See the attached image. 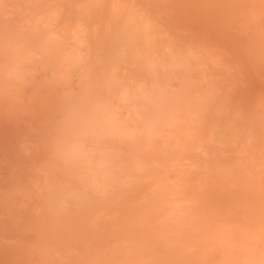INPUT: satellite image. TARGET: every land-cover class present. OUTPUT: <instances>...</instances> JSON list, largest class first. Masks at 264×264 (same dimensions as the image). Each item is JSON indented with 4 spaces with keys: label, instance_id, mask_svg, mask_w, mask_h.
<instances>
[{
    "label": "bare ground",
    "instance_id": "1",
    "mask_svg": "<svg viewBox=\"0 0 264 264\" xmlns=\"http://www.w3.org/2000/svg\"><path fill=\"white\" fill-rule=\"evenodd\" d=\"M0 118V264H264V0H0Z\"/></svg>",
    "mask_w": 264,
    "mask_h": 264
},
{
    "label": "rangeland",
    "instance_id": "2",
    "mask_svg": "<svg viewBox=\"0 0 264 264\" xmlns=\"http://www.w3.org/2000/svg\"><path fill=\"white\" fill-rule=\"evenodd\" d=\"M180 5H181V6H180V7H181L180 9H184V8H183L184 5H182L181 3H180ZM181 12H182V11H179V10H178L177 14H178V13H181ZM183 12H184V11H183ZM197 26H198V27H197V30H198V29H201V28L204 27L203 24H201V25L199 24V25H197ZM215 28H216V27L213 26V28H212V29H213V31H212L213 33H214V29H215ZM201 31H202V29H201ZM223 32H224V31H223ZM226 32H227V31H226ZM201 33H202V32H201ZM209 34H210V33H209ZM231 38H232V37H231ZM231 38H228L229 40H228V39H227V40H228V41H231ZM227 40H226V41H227ZM225 45H226V44H225ZM54 92H55V91L53 90V92L51 93V96L54 94ZM56 92H58V91H56ZM58 95H59V93H58ZM51 96H50V97H51ZM54 96H56V95L54 94ZM52 97H53V96H52ZM56 98H57V96H56ZM56 98L53 97V100H52L51 98H50V99H51L52 101H54V100L56 101ZM52 101H50V102H52ZM55 101H54V103H55ZM50 104L52 105L53 102L50 103ZM28 105H29V104H27V106H28ZM29 106H30V105H29ZM33 106H34V105H32V107H28V108H33ZM44 108L48 109L49 107H48V108H47V107H43V108L40 107V108H38V109H42V110L48 112L49 109L46 110V109H44ZM33 109H34V108H33ZM33 109H32V111H33ZM35 109H36V107H35ZM28 110H29V109H27V111H28ZM42 110H41V112H42ZM34 111H35V110H34ZM36 111H37V110H36ZM38 111H39V113H40V110H38ZM38 111H37V113H38ZM49 111H50V110H49ZM28 112H29V111H28ZM28 112H27V113H28ZM47 112H45V114H47ZM27 113L25 112V116L27 115L26 118L28 117V115H31L30 113H28V114H27ZM34 113H35V112H34ZM37 113H36V114H37ZM43 113H44V112H43ZM48 113H49V112H48ZM51 113H52V109H51ZM36 114H33V113H32V116H33V115L36 116ZM45 114H42L43 117H41V118L43 119V121H41V118H39V122H38V124L40 123V121H41V123L43 122L42 124H40V126L44 124V125H43L44 127H46L47 124L49 123V121L51 120V118H53L52 116H50V115H51L50 113H49L50 115L48 114L49 117H50V119H48L49 117L45 118V117H44ZM48 115H47V116H48ZM38 116H41V114H39ZM38 116H37V117H38ZM3 118H4V117H3ZM8 118H9V117H8ZM19 118H20V117H19ZM21 118H22V117H21ZM21 118H20V120H21ZM34 118H35V117H34ZM44 118H45V119H44ZM0 119H1V118H0ZM4 119L9 120V119H7V118H4ZM22 119H23V118H22ZM30 119H31V118H29V120H30ZM36 119H37V118H36ZM36 119H35V121H36ZM47 119L49 120V121H47L48 123L46 122ZM13 120H14V119H13ZM16 120H17V119H16ZM32 120H33V119H31V122H30L31 125H32V123H34V122H32ZM44 120H45V122H44ZM52 120H53V119H52ZM23 121H24V120H23ZM23 121H20V122H23ZM33 121H34V120H33ZM37 121H38V119H37ZM37 121H36V122H37ZM5 122L7 123V121H5ZM10 122H11V119H10ZM14 122H15V121H14ZM14 122H13V123H14ZM6 123H5V124H6ZM8 123H9V122H8ZM8 123H7V124H8ZM16 123H17V121H16ZM23 123H24V122H23ZM45 123H47V124H45ZM2 124H3V120L0 121V125H2ZM5 124H4V125H5ZM18 124H19V123H18ZM18 124H17V125L13 124V128H12V126H10L11 124H9V126H10V128L13 129V130L15 129L14 127L16 126V128H17L16 131H17V130L20 129V128H19L20 124H19V126H18ZM35 124H36V123H35ZM35 124H33V125H35ZM49 124H51V123H49ZM49 124H48V125H49ZM22 125H23V124H22ZM33 125H32V126H33ZM2 126H3V125H2ZM2 126H1V129L3 128ZM7 126H8V125H6V127H7ZM9 126H8L7 128H9ZM17 126H18V127H17ZM27 126H28V127H31V126H29V125H27ZM36 126H38V125H36ZM43 126L40 127L41 129H39V126H38V128H36V130H35V131H36V134H37L38 132H39V133L42 132V133H40V135L37 134V136H35V137H34L33 139H31V140H34V139H35V141H36V139H38V136H42L43 134L46 133V131L44 130L45 128H44ZM20 127H21V126H20ZM23 127H26V126L23 125ZM34 127H35V126H34ZM34 127H33V129H34ZM42 128H43V129H42ZM5 129H6V128H5ZM21 129H23V128H21ZM24 129H25V128H24ZM6 130H7V129H6ZM6 130H5V131H2V130H1V131H2V133L4 132V134H5V133L8 134V133L10 132V129H9L8 131H6ZM26 130H27V128H26ZM28 130H29V129H28ZM28 130H27V131H28ZM38 130H39V131H38ZM42 130L44 131V133H43ZM1 131H0V132H1ZM14 131H15V130H14ZM14 131H11V132L13 133V135L10 134V133H9L8 135H9L10 137L13 136V137L15 138L16 135L19 133V135H17V136H19V137H20V136H21V137L24 136V137H23L24 139H25V135H28V134H25V133H24L25 135L22 134L25 130H24L23 132H21L20 130H19V132H16V131H15V132H16L15 135H14ZM30 131H31V130H30ZM32 131H33V130H32ZM2 133H1V134H2ZM28 133H30V132L28 131ZM4 134H3V135H0L1 138H2V139H0V141H1V140H5L7 137H9V136L4 135ZM32 134H33L32 136H34L35 133L32 132ZM41 134H42V135H41ZM11 135H12V136H11ZM30 135H31V133H30ZM47 135H49V134L47 133ZM3 136H4V137H3ZM5 136H6V137H5ZM45 136H46V135H45ZM45 136L43 135V138H44ZM49 136H50V135H49ZM10 137H9V138H10ZM13 137L10 138V141H12L11 139H13ZM19 137H18V138H19ZM36 137H37V138H36ZM46 137H48V136H46ZM9 138L6 139L8 144H9V142H10V141L8 140ZM26 138H27V137H26ZM31 138H32V137H31ZM39 138H40V137H39ZM41 138H42V137H41ZM41 138H40V139H41ZM43 138L41 139L42 141H43ZM28 139H29V138H28ZM40 139H38V140H40ZM46 139H48V138H44V142H45ZM50 139H51V137H50ZM50 139H48V140H50ZM15 140H16V139H15ZM19 140L24 141L25 143H24V142H22V143L25 144V145H27V144H32V143H33L32 146L29 145L30 148L25 147V145H24V148H26V149H24V148L21 149L20 146H19V149H20L21 151L24 152V151L26 150L25 152L28 153V150L30 149L31 152L33 151L32 153L35 154L36 157H35V156H34V157H35L36 159H38V160L41 159V156H40V157H39V156L37 157V154H38L37 151H40V150H38V149H39V148H38L39 146L35 148V146L37 145V144L35 145V143H34L35 141H32V143H29V142H31V140H30V141H25V140H22L21 138H19ZM19 140H18V141H19ZM21 141H19V142H21ZM4 142H5V141H4ZM4 142L1 141V146H0V148H1V147H4L5 145H7V144H4ZM12 142H13V141H12ZM26 142H27V144H26ZM44 142H42V143H44ZM48 142H50V141H48ZM2 143H3L4 145H3ZM14 143H15V142H14ZM16 143H17V142H16ZM37 143L39 144V142H37ZM17 144H18V143H17ZM20 144H21V143H20ZM44 144H45V148L49 145V146H48V149L50 150V148H49V147L51 146L50 143L48 144L47 142H45ZM44 144H43V145L40 144V145L44 148ZM2 145H3V146H2ZM11 145L13 146L12 149L16 148V149H15V151H16L18 145L15 144L16 147L13 145V143H11ZM11 145L9 144V145H7V147H8V146H11ZM33 145H35V146H33ZM22 146H23V145H22ZM5 147H6V146H5ZM31 147H32V149H33V147H34L35 149L32 150ZM42 147H41V148H42ZM10 148H11V147L6 148V149H8V151H9V152H7V155H6V153H5V152H6V149H4L5 151H4V150H2V151H4L3 154L5 153L4 155H5L6 157L8 156V153H9V155H10L9 158H12V157H11V154H10V153H12V152H10V151H12V149H10ZM37 148H38V149H37ZM43 148H42V149H43ZM2 149H3V148H2ZM36 149H37V151H36ZM20 150H17V151H20ZM44 150H45V149H44ZM44 150H43V151L41 150V154H42V153H43V154H45V153L47 154V151L45 150V151H46V152H45ZM13 151H14V150H13ZM17 151H16V152H17ZM35 151H36V152H35ZM0 152H1V151H0ZM29 152H30V151H29ZM48 152H49V151H48ZM50 152H51V151H50ZM27 153H26V154H27ZM36 153H37V154H36ZM39 153H40V152H39ZM0 154L2 155V152H1ZM12 155H17V154H13V153H12ZM32 155H33V154L25 155L24 160L26 161V158L29 156V160L31 161ZM38 155H39V154H38ZM30 156H31V157H30ZM14 157H16V156H14ZM34 157H33V159L35 160ZM13 159H14V158H13ZM34 160H33V161H34ZM30 161L28 162V158H27V162H28L27 165L30 164ZM42 161H43V162H41V161H38V162H39V163H42V164H45V161H44V160H42ZM35 162L38 163L37 160H36ZM33 163H34V162H33ZM33 163H32V161H31V166H32ZM1 164H2V162H1ZM42 164H40V165H42ZM5 166H6V165H5ZM31 166H30V167H31ZM34 167L40 168L41 166L39 167V166H35V164H33L32 169H33ZM41 168H42V167H41ZM30 170H31V168H30Z\"/></svg>",
    "mask_w": 264,
    "mask_h": 264
}]
</instances>
